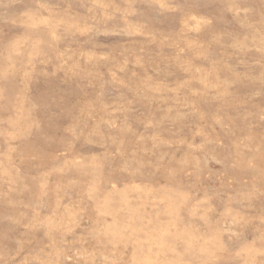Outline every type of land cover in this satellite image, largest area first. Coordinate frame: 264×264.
<instances>
[{
  "label": "rangeland",
  "instance_id": "rangeland-1",
  "mask_svg": "<svg viewBox=\"0 0 264 264\" xmlns=\"http://www.w3.org/2000/svg\"><path fill=\"white\" fill-rule=\"evenodd\" d=\"M0 264H264V0H0Z\"/></svg>",
  "mask_w": 264,
  "mask_h": 264
}]
</instances>
